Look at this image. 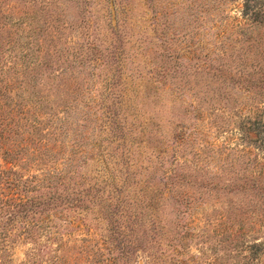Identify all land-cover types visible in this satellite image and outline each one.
<instances>
[{
  "label": "rangeland",
  "instance_id": "rangeland-1",
  "mask_svg": "<svg viewBox=\"0 0 264 264\" xmlns=\"http://www.w3.org/2000/svg\"><path fill=\"white\" fill-rule=\"evenodd\" d=\"M260 171L264 0H0V264H264Z\"/></svg>",
  "mask_w": 264,
  "mask_h": 264
},
{
  "label": "trees",
  "instance_id": "trees-1",
  "mask_svg": "<svg viewBox=\"0 0 264 264\" xmlns=\"http://www.w3.org/2000/svg\"><path fill=\"white\" fill-rule=\"evenodd\" d=\"M23 106H24L23 101L14 102L13 108H15V110H14L15 113L19 114L20 116H23V118L27 117V114L32 115V117L35 116L33 111L36 109V106L26 107V108L25 107L23 108ZM35 123L36 122H34V124ZM33 130H34L33 134L35 135V133H37V131L39 130L38 126L36 127L33 125ZM26 148H28V147H26ZM24 150H26V149H25L23 143L18 142L16 148L11 149V148L6 147L2 151L1 154H2V157L4 159L7 158L10 160L9 163L14 164V161L17 160V153H20ZM26 152L30 155L32 154L34 160H38V153H40V152L35 154V152H37V149L35 147H32V149L30 151L27 149ZM33 153L35 155H33ZM259 167L261 169H263V165H261ZM18 168L23 169L24 167H23V165H20ZM18 168H14V166H12V167H9V168L1 171L5 175H7V180H8L10 185L12 187H14L15 189L22 192V194H19V192H17L16 194L12 193V195H10L9 198L5 199L6 201H3L5 203L3 205H6L3 207H9L12 211L11 212L12 214L14 213L15 216L25 218L27 213L33 212V211L35 212L34 208H38V207H40V205H43L46 203L48 205L49 202L55 198L51 194L53 184L49 180L55 178L58 174H61V172L58 169H54V171L51 173H55V172H57V173L51 174L47 178L44 177L42 179L41 178L37 179L34 176H31L30 178H28L26 176L24 178V176L22 175V171L18 170ZM47 181H49L51 183H46ZM20 183H21V186H20ZM238 186H239L240 192L247 191L250 189L253 190L254 191L253 197L256 196L255 195V193H256L257 198L260 199V197H262L261 200L264 202V174H261V171H260L259 175L255 176V177L252 175H251V177L244 176L243 182L240 185L238 184ZM43 188L50 189V191H49L50 195L45 199L39 200V193H40V190H42ZM235 190H237V189H236L235 183H234L233 186L231 187V191H235ZM40 210H42V209H40ZM11 221L12 220H9V222H11ZM9 224H12V222ZM25 226H26L25 230L24 229L23 230L18 229V231L14 232V233H12L13 229L10 227L9 228L8 227L0 228V242L3 240L4 242H9L10 245H13L17 236H21L22 238H25V237L27 238V236L28 237L30 236V238H32L31 237L32 234H30L32 232L31 228L39 227V225H37L36 223L25 224Z\"/></svg>",
  "mask_w": 264,
  "mask_h": 264
}]
</instances>
